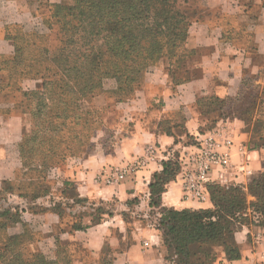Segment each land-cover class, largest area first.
<instances>
[{"label": "crops", "instance_id": "crops-1", "mask_svg": "<svg viewBox=\"0 0 264 264\" xmlns=\"http://www.w3.org/2000/svg\"><path fill=\"white\" fill-rule=\"evenodd\" d=\"M186 5L189 9L186 18L191 24L185 49L192 57L186 62L185 70H196L197 76L173 83L163 71L147 75L146 83L159 88L141 90L124 105L122 121L128 127L121 130V139L114 149L110 153H94L79 166L68 169L70 178L64 177L73 182L78 198L115 203L116 209L102 213L100 221L94 224L91 213H83L81 218L78 215V224L84 225V230L70 229L71 234L65 232L60 236L79 244L92 256L93 264L103 263L101 255L109 251L112 264H167L156 227L127 215L137 210L141 218H146L151 211L149 186L155 175H159L162 163L176 151H186L178 139L197 136L212 120L216 121L213 128L226 129L233 143L231 163L227 169L213 170L211 179L215 184L246 187L251 176L262 168L264 0H188ZM34 12L30 0H0V56L14 53L13 37L7 29L31 25L36 19ZM223 100H232L233 107L206 110L202 107L204 102ZM3 103H0V189L3 183L15 180L17 164L10 162V155L25 133L23 117L4 113L10 104ZM162 123L168 127L163 128ZM139 158L144 159L140 170L119 184L96 181L102 167ZM181 185L182 180L177 177L165 186L159 199L162 207L178 211L212 208L209 195L203 202L185 199ZM134 200L138 203L131 209L129 202ZM75 207L78 206L71 207L72 214ZM29 217L25 213L23 218L29 222ZM39 220L42 238L36 244L44 246L50 242L54 247L53 235L58 234L54 232L59 229V217L46 211ZM20 231L19 224L7 227L8 234ZM234 240L239 258L227 260L224 252L217 249L213 264H264V228L243 225L234 233Z\"/></svg>", "mask_w": 264, "mask_h": 264}, {"label": "trees", "instance_id": "trees-1", "mask_svg": "<svg viewBox=\"0 0 264 264\" xmlns=\"http://www.w3.org/2000/svg\"><path fill=\"white\" fill-rule=\"evenodd\" d=\"M72 1V5L68 6L50 3L46 6L50 15L42 19L43 24L49 30L56 26L61 35L57 49L51 52L45 50L50 63L43 62L38 66L29 63L26 70L23 72L19 70L20 74L35 73L34 76L38 75L44 81L38 86L40 89L43 88L44 94L39 91L24 94L36 99L33 103L34 109L32 108L34 114L39 115L38 113L47 108L44 97L46 95L57 102L53 104L54 108L59 103L65 105L67 101H71L69 112L73 114L61 109L53 113L50 119H67L72 116L73 119L80 120V115L75 114L79 110L75 103L92 95L102 86L103 80L114 79L118 84L117 91L122 94L124 86L136 82L141 71L156 67L163 54L171 59L177 57L174 64L170 65V79L173 83L197 76L198 71L185 70L191 54L186 50L180 55L175 54L177 46L186 40L189 27L186 13L180 7V4H185L187 0ZM12 62L11 66L15 68L23 64L21 49L15 50ZM11 66L6 70L11 69ZM2 70L3 68H0V71ZM51 71H54L53 76L57 73L60 75L59 79H56L58 83L46 79L47 72ZM51 94L55 97L53 98ZM202 107H205V110L212 107L231 109L233 101H209L204 102ZM215 122L212 120L199 131V134L211 130ZM42 124H45V127L44 125L35 127L37 132L46 131L45 128L48 126L56 130L53 121L46 124L44 120L41 121ZM162 127H168V124L162 123ZM177 142L183 146L195 145L196 136L188 135L184 140L178 139ZM26 144V138L23 137L17 146L22 168H26L27 164L30 166V161L27 163L24 156L22 157V153L25 157L26 154H30V151L25 149ZM44 155L46 156L43 152L42 156ZM43 160L40 161L41 164ZM261 169L262 172L248 184V193L254 197L251 203H246L241 187L224 189L208 185L211 209L178 211L162 207L159 199L165 186L177 177L182 178L184 170L178 161L172 159L162 163L161 172L155 175L154 182L149 186L151 194L149 206L156 208L159 213L156 229L165 248L167 264H213L217 249L224 252L227 260L239 258L234 233L243 225L264 228V162ZM44 182L42 178L33 189L34 198L41 197L40 190L46 187ZM10 185V182L3 183L0 192L9 191ZM26 196L24 192L19 194L20 198L27 199ZM81 202L86 200L78 197L72 199L73 204ZM31 210L28 208V211ZM20 211L22 213L24 209L14 207L0 213V231H3L6 237L0 242V264H60V262L81 264L77 258H58L60 252L67 255L65 251L67 247H72L74 253L78 251L87 253L79 244L61 239V234H65L63 230H59V235L54 237L55 251L52 259H47L48 257L41 251L34 249L28 230L29 225L22 223ZM46 211L55 213L61 221V213L57 208L56 210L45 208L31 213L41 214ZM100 219V216L97 219L94 216L91 223L99 222ZM18 223L23 224L22 231L19 234H8L7 227ZM84 228L85 226L80 223L70 229L82 231ZM72 231L67 233L71 234ZM194 244H198L199 248L193 250ZM106 263L112 264L108 261Z\"/></svg>", "mask_w": 264, "mask_h": 264}, {"label": "rangeland", "instance_id": "rangeland-1", "mask_svg": "<svg viewBox=\"0 0 264 264\" xmlns=\"http://www.w3.org/2000/svg\"><path fill=\"white\" fill-rule=\"evenodd\" d=\"M48 3L64 4L68 6L72 5L73 1L57 0L56 2H52L51 0H30V4L33 6V10L35 11L34 13L36 19L33 20L31 25H27L24 28L11 27L10 29H7V33L13 37L14 53L11 56H0V68H3V70L0 71V103L4 102L3 104L5 105L10 104V107H6L4 113L18 114L23 117V124L25 127L23 137H25L27 141L25 149L27 148L30 151V154H26L25 157V154L22 153V157L24 156L25 162L28 163L30 161V166L33 165L30 170L29 164L26 165V168H22L20 164L22 163L20 153H18L17 149L11 153L10 162L14 161L17 164L15 180L10 182L11 185L9 191L6 192L3 190V192H0V213L14 207H18L20 210L24 209V212L21 213L20 211L19 214L21 215L22 223L29 225L28 230L31 233L30 238L31 242H33V247H35L34 249L41 251L48 257L47 259H52L51 257H53L55 247H53L50 242H47L44 246L36 244L39 243L40 238H42V234L39 230L40 214H34L36 216L38 215L35 217L31 211L38 212L39 210H43L45 208L48 210H56L57 208V210L61 213V221L59 229L54 232L58 234L53 236H58L59 230L68 232L73 225L74 227L78 226V215H80L81 218L83 213H91L92 217L95 216L97 219V217H99L102 213H111V211L116 209L113 201L106 202L104 200H87L86 202L78 203L79 205L73 204L72 199L77 197L76 190L73 182H71L70 179L66 180L64 177L66 176L70 178V167L74 165L79 166L94 153H110V150L114 149L113 147H115L121 139V130L123 129L126 131L128 127V124L122 121L125 116V111H123L125 110L124 105L134 99L136 95L141 92V90H158V85L151 88V85L146 83L145 80L147 75L149 76L155 73L158 75L157 72L163 71L170 79V65L174 64L177 57L171 59L168 58L166 54H163L156 67L141 71L137 76L136 82L128 86H124L125 88L122 94L117 91L118 84L114 79L107 78L103 80L102 86L92 95L75 103L79 108L75 114L80 115V120H75L72 116V118L68 117L67 119H50L53 113L58 112V110L61 109L68 110L69 114L73 113L69 112L71 108V101H67L65 105L59 103L57 107L54 108L52 106L57 102L51 100V98L46 95H44V97L47 108H44L42 112L38 113L39 115L34 114L32 108L34 109L33 103L36 99L24 96V94L34 91L43 92L44 94L43 88L40 89L38 87L44 81L41 80L38 75L34 76L35 73L29 75L24 73L20 74L19 70H22V72L26 70V65L29 63L36 66L43 62L44 64L45 62L49 64L50 58H46L45 50L48 49V52H51L53 49H57L59 47L61 35L57 27L54 26L49 30L42 22L43 18L46 19L50 15L48 12L49 8L46 7L48 6ZM187 3L188 0L185 4H180V7L185 11L186 15L188 12L187 10H189L186 5ZM190 24L191 23H189V26ZM5 33L3 32L4 35H6ZM185 41L181 45L177 46L175 52L176 55H180L184 50H186ZM16 49H21L23 64L15 68V66L12 67L11 65L13 63L12 60L15 58ZM10 66L11 69L6 70V68H10ZM53 74L54 71L47 72L46 79L53 81L54 83H58L56 79H59L60 75L57 73L53 76ZM52 97L54 98L55 96ZM44 120L46 121V124L53 121L56 130L54 131V129L49 128L48 126V128H45L47 129L46 131L37 132L35 128L37 125L42 127L44 125L45 127V124L41 125V121ZM183 147L186 148V151H176L175 155L171 156V159L178 161L183 170L187 171L190 167H188L187 164L182 166V163L186 161L187 154H189L193 149L191 148L192 145ZM43 152L46 154V156L44 155L45 157L42 156ZM43 157L45 158V162ZM41 160H43V164L40 163ZM142 161H144V159L139 158L134 161H124L118 165H108L102 167L98 171L95 179L96 181L103 182L105 185L119 184L127 177L134 175L137 170L127 174L123 180L115 181L110 184L106 183L105 180V176L108 175V172L112 174L116 169H119L120 171V169L124 167H129L132 164L140 163ZM262 162H264V156ZM261 172L262 169L253 174L250 180ZM42 178H44L46 187H43L40 190V198H34L33 189L37 187ZM249 182L246 187L237 185L222 186L215 183L210 185L218 186L224 189L235 186L241 187L245 194L246 203L248 204L254 201V197L248 193ZM23 192L24 195L27 194V199L19 197V194ZM137 203V200L129 202V205L131 206L130 208L132 209V206ZM73 206H78L75 207L76 210L74 214L70 211ZM83 207H85V209H82ZM28 208H31L32 210L28 211ZM150 208L151 211L147 213L146 218H141L139 213H137V210L134 211L133 214L128 212L127 216L134 220L144 221L145 223L147 222L149 225L156 227L159 219L158 210L154 207ZM25 213H29V215H31V217H29V222H26L23 218ZM22 223H18L21 227V231L23 227ZM5 238L4 232L0 231V242H2ZM198 248V244L193 245V250ZM65 251L67 252V255L60 252V255H58L59 259L77 258L81 261V264H93L92 256L88 253L81 251L74 253L72 247H67ZM111 254V251L108 253L104 252L105 256H103V254L101 255L104 262L98 264H109L106 263V261H111ZM60 264L65 263L60 262Z\"/></svg>", "mask_w": 264, "mask_h": 264}, {"label": "built area", "instance_id": "built-area-1", "mask_svg": "<svg viewBox=\"0 0 264 264\" xmlns=\"http://www.w3.org/2000/svg\"><path fill=\"white\" fill-rule=\"evenodd\" d=\"M232 145L225 128L215 127L196 136V144L191 147L193 150L182 163V166L187 164L190 167L184 171L181 178L185 199L203 202L207 198V186L213 183L211 179L213 170H224L230 166ZM142 165L143 161L124 167L120 171L116 169L112 174L108 172L105 176L106 183L121 181L127 174L138 171ZM246 173L251 175L249 170H246Z\"/></svg>", "mask_w": 264, "mask_h": 264}]
</instances>
